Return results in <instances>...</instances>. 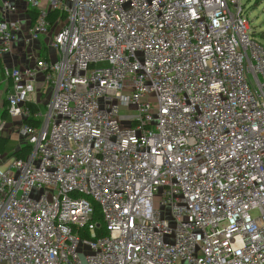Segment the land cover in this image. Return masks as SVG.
I'll use <instances>...</instances> for the list:
<instances>
[{
	"label": "built area",
	"instance_id": "obj_1",
	"mask_svg": "<svg viewBox=\"0 0 264 264\" xmlns=\"http://www.w3.org/2000/svg\"><path fill=\"white\" fill-rule=\"evenodd\" d=\"M241 1L25 0L54 54L0 71L30 148L0 154V264H264V47ZM19 14L0 0V58Z\"/></svg>",
	"mask_w": 264,
	"mask_h": 264
},
{
	"label": "crops",
	"instance_id": "obj_2",
	"mask_svg": "<svg viewBox=\"0 0 264 264\" xmlns=\"http://www.w3.org/2000/svg\"><path fill=\"white\" fill-rule=\"evenodd\" d=\"M17 8L20 10L19 15H13L10 16V19L19 18L22 22V32L19 35L16 43L13 45L12 52L10 54L3 55L0 58V63L2 66L6 67H26L28 66L37 56L46 57L47 55H53L54 52L51 48H49V37H44L41 39V41H35L30 42L26 41L28 38L27 34V28L30 24V14H28L25 10V0H10ZM43 7L47 6V2L42 1L41 4ZM52 34V33H51ZM7 85L5 82H2L0 85V91L5 95L6 100V91ZM50 89L46 88L43 83V77L39 75L36 80V94H34L32 97L37 101L39 104V107L44 106V103L48 101L50 98L51 92ZM4 100L2 102V109L4 108ZM0 110V115L1 111ZM6 109V106H5ZM1 120V119H0ZM10 119H6L7 127L6 130H2V133L0 132V135L7 136L6 132L8 131V128H10L9 122ZM22 145L15 144L14 147L9 151V149H6L5 153H12L19 149Z\"/></svg>",
	"mask_w": 264,
	"mask_h": 264
},
{
	"label": "rangeland",
	"instance_id": "obj_3",
	"mask_svg": "<svg viewBox=\"0 0 264 264\" xmlns=\"http://www.w3.org/2000/svg\"><path fill=\"white\" fill-rule=\"evenodd\" d=\"M241 4L244 7L243 17L249 24V33L252 37L258 41L264 47V0H242ZM5 99V95L0 91V110L2 109V102ZM130 113L122 112L121 115H129ZM1 123V120H0ZM10 128L6 132L9 144L7 148L9 151L14 147L15 144H24V140L19 135V119H11L9 122ZM7 127V123H5ZM6 130V128L4 129ZM2 133V132H1ZM155 206L157 207V199L154 200ZM167 211V209H165ZM164 218L171 222V218L166 213L163 215Z\"/></svg>",
	"mask_w": 264,
	"mask_h": 264
},
{
	"label": "trees",
	"instance_id": "obj_4",
	"mask_svg": "<svg viewBox=\"0 0 264 264\" xmlns=\"http://www.w3.org/2000/svg\"><path fill=\"white\" fill-rule=\"evenodd\" d=\"M34 17L35 16L32 15L31 19L34 20ZM58 17H59L58 12H52L51 13V17H50L51 22H54L55 19H57ZM1 70H2V65L0 63V71ZM6 103H7L6 100H4V108L2 109L1 115H0V118L2 120L6 119V110H5ZM30 107H31L32 111L36 110V107L33 104H31ZM26 122H28V121L26 120ZM8 144H9L8 138L5 137V136L0 135V154H4L6 152ZM29 151H30V148L28 146H22L18 150L10 153L9 156L12 157V158L24 159V158H26V156L29 153ZM93 218H94V220H96L98 222H100V220H101L100 213H99V210H98L97 206H94V216H93ZM101 228L102 227H100V229H99V234L100 235L103 233V230Z\"/></svg>",
	"mask_w": 264,
	"mask_h": 264
}]
</instances>
